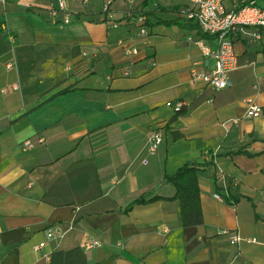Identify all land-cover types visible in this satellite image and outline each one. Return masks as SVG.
Masks as SVG:
<instances>
[{
	"label": "crops",
	"instance_id": "obj_1",
	"mask_svg": "<svg viewBox=\"0 0 264 264\" xmlns=\"http://www.w3.org/2000/svg\"><path fill=\"white\" fill-rule=\"evenodd\" d=\"M66 3L70 23L53 14L57 0L0 1V264H45L43 251L50 264H264V115L245 117L250 102L264 107V28L260 39L234 33L238 68L215 89L191 80L215 59L188 37L216 41L189 17L190 0ZM37 47L64 50L62 63L50 87L24 94L14 49ZM178 102L185 111L171 122ZM154 130L164 140L149 154ZM38 136L45 142L20 150ZM240 148L255 155L230 154ZM185 164L199 168L202 224L183 227L177 200L125 210L173 196L166 177ZM229 187L235 204L215 196ZM55 224L65 235L47 241ZM222 229L256 242L233 244ZM94 239L100 246L82 247Z\"/></svg>",
	"mask_w": 264,
	"mask_h": 264
},
{
	"label": "built area",
	"instance_id": "obj_2",
	"mask_svg": "<svg viewBox=\"0 0 264 264\" xmlns=\"http://www.w3.org/2000/svg\"><path fill=\"white\" fill-rule=\"evenodd\" d=\"M4 1V0H0ZM58 10L53 11V14H62L64 23H70L71 14L68 12L66 0H57ZM225 0H190L188 15L192 19H195L202 30V32L212 35L216 41V48L211 49L203 39H194L192 36L188 37V40L193 42L202 53L206 56L212 55L215 59V65L213 69H191V80L203 81L207 85L215 89H223L232 85V81L229 74L238 68V54L234 44V33L241 32L247 35H252L256 39L261 38L260 28H264V7L259 5L255 0L249 1L247 4L234 7L232 9H226L224 6ZM107 8V7H106ZM132 10L129 11V15L132 14ZM138 21L141 23L138 30V35H147L148 29L145 24L146 17L139 16ZM255 28L256 30L250 32L249 29ZM7 42L13 49L14 38L7 34ZM126 53L136 54L137 48L127 50ZM172 103H168L171 105ZM182 103L178 102L175 107H181ZM259 115H263V107L256 103L250 102L246 112V118H254ZM164 140L163 132L161 130H154L149 138L147 144V152L154 154L157 152ZM43 136H38L36 141L32 139H25L20 144V150L22 152L30 151L35 147V143H44ZM235 185V182H234ZM228 193V189H225ZM217 198H223L219 193L215 194ZM224 199V198H223ZM66 229L60 224H55L46 229L47 241L51 239H62L65 235ZM221 234L228 235L229 241L233 244H239L241 242H256L255 238L244 237L240 233L231 231L230 229H222ZM46 241H43L35 247L36 250H43L46 246ZM100 246L98 240H85L82 243V247L85 249H93ZM43 258L45 264H50V253L43 251Z\"/></svg>",
	"mask_w": 264,
	"mask_h": 264
},
{
	"label": "trees",
	"instance_id": "obj_3",
	"mask_svg": "<svg viewBox=\"0 0 264 264\" xmlns=\"http://www.w3.org/2000/svg\"><path fill=\"white\" fill-rule=\"evenodd\" d=\"M251 1V0H249ZM248 1V2H249ZM247 2V3H248ZM257 2V0H255ZM245 3V4H247ZM258 3V2H257ZM243 4V5H245ZM262 7H264L263 4H259ZM242 6V5H241ZM29 11H34L33 8H29ZM139 16H145L143 14ZM146 17V16H145ZM157 23H165L170 24L171 22L159 20ZM146 24V22H145ZM139 25L141 23L139 22ZM147 26V25H146ZM148 29V28H147ZM202 32V30H201ZM203 33V32H202ZM204 36H207L206 33H204ZM24 52H27L28 61H23L21 64H29L27 66V70L29 71L32 66L31 63L34 59V53L33 50H21ZM20 73V71H19ZM20 76L23 78V74L20 73ZM24 94H28L32 92V87L25 88V86H22ZM72 87L64 88L57 93L53 94L49 99L55 97L56 95L68 92L72 90ZM34 90V89H33ZM175 105V103H174ZM176 113L171 118V122L174 121L179 115L184 113L185 108L183 107V104L181 107H175ZM263 115H264V107H263ZM248 154L250 156H253L255 154L245 151L244 149L240 148L237 151H233L230 154ZM198 173L199 168L196 165H189L185 164L182 167H180L174 174L167 175L166 179L167 181L171 182L175 186V194L171 197H163L159 195H155L149 198H145L143 196L137 198L132 203H130L125 210H130L135 204H149L151 202L159 201V200H177L180 204V211H181V221L183 227H191L200 225L203 223V210L201 206V198H200V188H199V181H198ZM218 193L223 196V198L230 204H235L240 199V194L236 192V190L232 187L228 188V193L224 191H221L218 188Z\"/></svg>",
	"mask_w": 264,
	"mask_h": 264
},
{
	"label": "rangeland",
	"instance_id": "obj_4",
	"mask_svg": "<svg viewBox=\"0 0 264 264\" xmlns=\"http://www.w3.org/2000/svg\"><path fill=\"white\" fill-rule=\"evenodd\" d=\"M47 50V47L46 49L43 47L35 48L33 51L34 59L31 63L32 68L28 71L27 66H29V64H21L23 61H28L27 52L20 51L18 48L14 49V55L16 57L18 69L20 73L23 74V78L20 76L21 83L22 86H25V88L32 87L34 89L33 91L41 92L42 90L50 87V78L52 77L53 73H55L54 71L60 68L62 61L59 59L62 57L64 50L57 48L54 50L50 49L51 51L49 52ZM39 80H43L44 82L41 87L37 85ZM33 95L29 94L28 96Z\"/></svg>",
	"mask_w": 264,
	"mask_h": 264
}]
</instances>
